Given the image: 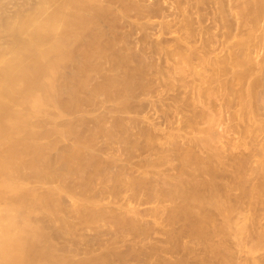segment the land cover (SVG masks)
<instances>
[{
    "label": "bare ground",
    "instance_id": "1",
    "mask_svg": "<svg viewBox=\"0 0 264 264\" xmlns=\"http://www.w3.org/2000/svg\"><path fill=\"white\" fill-rule=\"evenodd\" d=\"M0 42V264H264V0H0Z\"/></svg>",
    "mask_w": 264,
    "mask_h": 264
},
{
    "label": "rangeland",
    "instance_id": "2",
    "mask_svg": "<svg viewBox=\"0 0 264 264\" xmlns=\"http://www.w3.org/2000/svg\"><path fill=\"white\" fill-rule=\"evenodd\" d=\"M13 4H14V3H12V4L10 5V3H9L10 8H12V11L16 10V8H17V7H16V4H15V5H13ZM9 5H8V6H9ZM13 6H15V7H13ZM13 9H14V10H13ZM10 10H11V9H10ZM10 10H9V11H10ZM8 13H9V12H8ZM1 40H2V39H1ZM0 43H2V42H0ZM64 96H67V95H64ZM68 97H69V96H68ZM260 134H261L262 136L260 135V138H259V139H261V141H262V140L264 139V137H263V136H264V132H263V133H260ZM253 176H254V175H253ZM251 177H252V176H251ZM255 179H256V178H255ZM32 183H33V182H31V185H29L30 183H29V184H28V183H23V184L21 183L22 185L19 183L21 186L18 185L19 187L17 186L16 191H19L20 189H21L20 191H22V190H24V189H27V186H28V188L31 187V186H32ZM24 184H26V185H24ZM33 184H34V183H33ZM54 184H56V183H54ZM54 184H53V185H54ZM46 185L49 186L48 183H47ZM44 186H45V185H44ZM47 186H46V187H47ZM16 191H15V192H16ZM263 206H264V205H263ZM262 219H263V218H262ZM262 221H263V220H262ZM262 252H263V251H262Z\"/></svg>",
    "mask_w": 264,
    "mask_h": 264
}]
</instances>
